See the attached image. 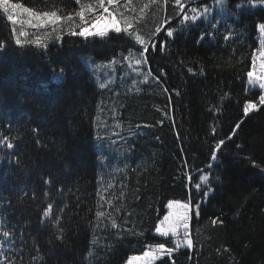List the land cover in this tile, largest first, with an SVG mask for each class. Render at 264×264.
I'll return each instance as SVG.
<instances>
[{
    "label": "trees",
    "instance_id": "1",
    "mask_svg": "<svg viewBox=\"0 0 264 264\" xmlns=\"http://www.w3.org/2000/svg\"><path fill=\"white\" fill-rule=\"evenodd\" d=\"M16 1L29 7H43L41 0ZM55 2L65 10L78 7L72 0ZM236 2L232 0L233 4ZM232 12L214 13L221 25L233 29L229 40L218 34L215 40L205 37L197 43L205 27L198 21L199 26H192L176 39L170 53H150L153 73L160 75L163 69L167 75L161 76V84L153 80L142 84V92L131 100L121 95L115 96L117 99L105 96L84 62L85 56L107 64L116 58L118 63L111 71L112 76L119 79L126 70L137 78L128 62L120 61L121 53L127 55L131 47L124 33H110L105 40L98 37L85 40L66 33L60 42L48 43L47 50L13 46L0 55V131L11 123V134L18 128L24 137V143L16 149L17 154L22 153L23 163L19 166L7 154L12 150L0 148V189L5 195L11 190L13 197L23 189H35L37 194L35 202L10 207L7 219L13 224L30 221L35 242L47 250L50 233L39 224L41 209L48 202L54 203V210L57 205L66 204L63 213L66 238L54 245L58 264H87L85 258L93 234L89 221L94 219L97 192L108 183L115 187L105 195L124 193L123 211L117 222L122 228H134L142 234L122 232L116 241L117 229L102 233L107 240L101 243H112V250L100 251L99 264H125L129 257L142 255L150 244H169L155 234V227L168 210V202L187 200L189 191L193 202L197 201L194 186L203 183L198 170L207 171L211 146L216 139H226L241 120L236 136L222 149L221 163L213 166L220 174L221 184L213 185L215 194L202 203L200 217L193 216L190 222L197 247L181 248L171 258L164 256L154 264H172V260L175 264H264V170L251 163L254 160L264 167V107L248 117L243 115L244 103L256 100L259 95V90L246 92V72L261 36L257 25L264 22V6H248ZM162 14L172 15V5L166 11L149 10L141 34L150 31L153 18ZM176 22L173 20V25ZM224 32L225 27H220L219 33ZM10 36L11 25L0 12V39L8 40ZM138 48L133 50L138 52ZM50 64L70 66L66 79L53 82ZM201 66L203 74H200ZM188 67L195 74L189 73ZM163 87L172 93L171 100ZM173 89L180 95L176 96ZM213 106L220 111H210ZM98 115L102 122L106 116L111 117L114 128L111 135L119 134L112 136L113 139L121 141L128 136V143L119 142L123 156L137 148V139H147L143 140L146 146L137 159L106 151L101 161L100 151L106 143L96 139ZM213 125L215 136L211 133ZM31 127H40V135L50 137L53 142L47 148L37 147L29 131ZM103 127L99 125L101 136ZM61 139L63 146L58 151ZM237 144L242 147L238 149ZM48 175L53 178L51 185H45L42 180ZM189 175L191 181L187 179ZM12 203L16 205L15 198ZM4 212L0 208V214ZM221 212L224 225L212 226L210 218ZM26 239L31 246L33 241ZM48 264H53V260L49 259Z\"/></svg>",
    "mask_w": 264,
    "mask_h": 264
},
{
    "label": "snow or ice",
    "instance_id": "2",
    "mask_svg": "<svg viewBox=\"0 0 264 264\" xmlns=\"http://www.w3.org/2000/svg\"><path fill=\"white\" fill-rule=\"evenodd\" d=\"M72 2L78 7L65 10L55 0H41L42 8L29 7L22 2H16V0H0V12L4 14L6 22L11 25L9 39H0V55L5 54L7 50H11L13 46L21 49L34 46L38 49L47 50L49 47L48 42L62 40V34L65 31L68 35L79 36L85 40L90 37L105 40L109 38L110 33H124L131 47L128 49L127 55L121 53L120 61L128 62L137 75L143 78L140 81L141 83L146 84L149 80H153L161 84V76H166L167 73L163 69L160 70V75L153 73L152 67L149 65L150 53L157 51L161 55L170 53L176 39L186 34L192 26H199L198 21L204 24L205 27L201 30L197 43L204 41L205 37L215 40L218 34L222 35V38L227 41L233 36V29L221 25L220 20L214 14L217 10L232 12L233 9L239 10L248 6H264V0H238L234 4L232 0H72ZM169 4L173 7V14H162L159 18L154 17V26L151 30L141 34L149 10L162 8L166 11ZM232 14L235 13L232 12ZM173 20L177 21L175 25L172 23ZM17 24L20 25L19 28L16 27ZM220 27H225L223 34L219 33ZM257 27L261 36L258 47L250 56V68L246 72L248 85L246 92L248 89L259 90V95L256 100H248L244 103V117H248L250 113L258 112L261 107H264V22L258 23ZM26 28H31L33 31L29 32ZM136 46H139L138 52L133 50ZM117 63L118 60L113 58L106 67H113ZM180 64L184 65V61L180 60ZM49 70L53 82H60L66 79L70 66L55 67L50 64ZM187 71L193 73V68L188 67ZM203 71V66H201L200 74H203ZM112 83V79H107L100 82L98 87L106 89ZM163 91L168 94L169 100H171L172 93H169L168 88L163 87ZM172 92L176 96L180 95V92L176 89H173ZM223 98L221 97V100ZM101 111H103V108H101ZM210 111L219 112L220 108L213 106ZM96 119L98 121L96 139L98 141L109 139L112 144L117 143L116 140H111L110 137L100 135L99 125L102 124L105 128L108 126L100 121L99 115ZM242 123L243 120L237 122L226 139H216L211 146L209 162L205 166L207 171L204 169L198 170L201 173L199 180L203 183L197 182L194 186L198 194L197 201L193 202L191 191H189L186 201L171 200L168 202L169 212L159 220L155 232L161 237L172 236L175 238L174 247H165L164 243L155 246L149 245L148 250L144 251L142 255L129 257L127 264H153L154 261L161 259L163 256L171 258L181 248L191 250L197 247L190 231V222L193 216L197 219L200 217L202 203H206L208 197L215 194L216 188L213 185L219 186L221 184L220 174L215 172L213 166L221 163L220 155L223 154V147L227 141H231L236 136ZM147 126L150 127V125ZM116 127H120V125L117 124ZM29 131L39 148H47L48 144L53 142L50 137L40 135V127H31ZM11 133H13V127L9 123L3 131H0V148L12 150L7 154L13 157L15 163L19 166L23 163L22 153L17 154L16 149L24 143V137L18 128L15 129L14 135ZM211 133L215 136V125L211 127ZM117 135L119 134L116 132L112 133V136ZM62 146L63 140L61 139L58 142L57 150L60 151ZM236 147L239 149L242 145L237 144ZM249 159L251 158L249 157ZM251 163L255 168L264 170V167L254 160ZM184 165L187 166L186 159ZM187 179L191 181V176L189 175ZM42 180L45 185L53 183L51 175L42 177ZM114 187L113 184L108 183L97 192L98 200L94 219L89 221L93 234L90 241V250L85 258L87 264H99L100 251L108 252L112 250V243H101L102 240H107V237L102 236L105 231L117 229L118 231L114 236L116 241L121 238L120 234L122 232H127L133 236L142 234L137 233L134 228H122L117 222L123 211L122 198L124 193L121 192L119 196L112 193L105 195L109 189ZM43 195L48 196V192H44ZM13 198L16 200V205L12 203ZM36 200L35 189H23L21 192H16L14 197L11 190H9L8 195H5L4 190L0 189V208L5 209V212L0 214V264H48L49 259L53 260V264H58L55 260L56 248L54 245L56 242L63 243L66 238L67 227L63 216L64 208L68 207L66 204L64 207L57 205L54 210V203L48 202L41 209L39 224L41 228H47L50 233V238L46 240L47 250H44L38 242H35V236L30 231V221L13 224L7 219V210L10 207L14 208L28 201L35 202ZM128 215L130 216L131 213H128ZM223 215L224 213L221 212L219 215L211 217L210 224L212 226H223L225 223L222 218ZM236 215L238 216L239 212ZM124 223L127 224L128 221L125 220ZM26 237L33 241L31 246H29ZM91 249H96V251ZM189 259H192V256H189ZM172 264H175V260H172Z\"/></svg>",
    "mask_w": 264,
    "mask_h": 264
},
{
    "label": "rangeland",
    "instance_id": "3",
    "mask_svg": "<svg viewBox=\"0 0 264 264\" xmlns=\"http://www.w3.org/2000/svg\"><path fill=\"white\" fill-rule=\"evenodd\" d=\"M17 2V1H16ZM27 6V5H26ZM17 28L20 27L19 24L16 25ZM26 30H28L29 32L33 31V29L31 28H26ZM67 33V31H65L62 34V37ZM61 40H53V41H49L48 43H55V42H60ZM84 62L86 64V66L88 67L89 71L91 72L92 76L94 77L95 81L97 82V84H99L100 82H103L107 79H112L113 83L109 86V88L106 89H101V91L105 94V96H113L115 99H117L115 96L117 95H121L123 97H125V99L131 100L133 97H135L136 94L142 92L141 89H143L141 87L142 84L140 81H142V77L138 76L137 73H135V75L137 76V78L131 76L130 72L128 73L126 70L123 71L120 74V78L117 79L115 75H111V71L113 70V67H106V65H108L107 63H101V62H97L92 56H85L84 57ZM103 73H108L109 77H104ZM133 86V87H130ZM111 93H114L116 95H113ZM111 117L106 116L105 118V124H107V128H104V132H102L103 136H107L110 137L111 140H116L117 143L112 144L110 142L109 139H105V146L104 148L100 151V156H101V161L104 160V153L106 151L111 152L112 154L116 155V156H120V157H133L137 159V154L142 150V148H144L146 146L145 141L143 140H147L145 138H139L138 140V145L137 148L135 150H132L130 153H128V155L123 156L124 154H121L119 152V150H121L119 148V142H123V143H128L129 142V138L128 136L124 137L121 141H119V138L117 139H113L112 135H111V130H113V126L111 124ZM141 136H144L143 134H141ZM181 202H184L186 200H179ZM169 212V209L167 211V213L165 215H167ZM156 235L160 236L158 233L155 232ZM161 237V236H160ZM164 239H166L167 241H169V244H165V247H174V239L172 236L169 237H163ZM155 246V245H152ZM164 257V256H163ZM162 258V257H161ZM157 261V260H156ZM154 261L153 264L156 262Z\"/></svg>",
    "mask_w": 264,
    "mask_h": 264
}]
</instances>
